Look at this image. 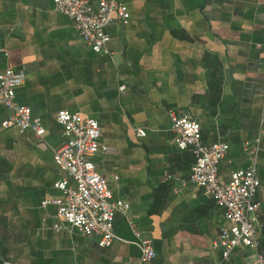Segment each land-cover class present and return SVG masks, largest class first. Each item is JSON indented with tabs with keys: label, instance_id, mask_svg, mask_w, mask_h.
Here are the masks:
<instances>
[{
	"label": "crops",
	"instance_id": "crops-1",
	"mask_svg": "<svg viewBox=\"0 0 264 264\" xmlns=\"http://www.w3.org/2000/svg\"><path fill=\"white\" fill-rule=\"evenodd\" d=\"M121 2L129 21L108 27L107 52L95 54L53 0H0V73L25 74L15 103L46 130L36 139L5 129L10 111L0 107V264H141L131 224L156 252L147 264H256L264 256V0ZM60 111L99 123L106 151L92 161L114 200L129 204L114 217L109 248L41 206L61 196L57 182L72 184L53 162L66 141ZM171 113L196 121L203 143L229 145L221 183L256 165V249L223 261L222 210L199 188L180 187L194 158L176 148Z\"/></svg>",
	"mask_w": 264,
	"mask_h": 264
},
{
	"label": "built area",
	"instance_id": "built-area-1",
	"mask_svg": "<svg viewBox=\"0 0 264 264\" xmlns=\"http://www.w3.org/2000/svg\"><path fill=\"white\" fill-rule=\"evenodd\" d=\"M53 4L58 13L69 19L76 34L95 54L107 52L110 40L107 28L127 24L130 18L121 0H53ZM24 83L23 72L5 70L0 73V107L10 111L2 127L30 132L39 139L46 132L44 126L32 117L28 107L15 103L16 89ZM170 117L176 148L179 151L189 150L194 158L189 176L180 180V187L193 185L199 188L222 210L224 223L219 229L216 246L221 249L223 261H227L238 248L256 249V232L260 225L256 165L252 163L246 169L232 172L230 180L221 183L219 168L229 151V145L222 141L205 144L196 121L175 113H171ZM56 122L63 128L66 141L54 152L53 162L66 172L72 184L66 179L57 182L54 187L61 196L56 200H44L41 206L54 205L59 220L82 236L95 238L100 248H109L116 241L114 217L118 213L126 216L129 204L114 200L107 181L98 174L92 161L98 152L106 151V147L99 143V123L68 111H60ZM136 135L145 137V130L137 129ZM259 141L258 138L255 143ZM250 147V143L244 144L243 150L248 151ZM130 226L140 246V263L153 261L156 252L151 241L143 239L133 224ZM54 227L57 231L63 228L61 224ZM256 264H264L262 254L256 255Z\"/></svg>",
	"mask_w": 264,
	"mask_h": 264
}]
</instances>
